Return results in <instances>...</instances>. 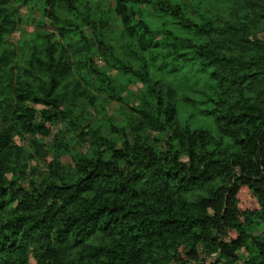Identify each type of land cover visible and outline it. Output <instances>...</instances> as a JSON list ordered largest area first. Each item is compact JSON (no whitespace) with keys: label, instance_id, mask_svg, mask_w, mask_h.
<instances>
[{"label":"trees","instance_id":"16d2710c","mask_svg":"<svg viewBox=\"0 0 264 264\" xmlns=\"http://www.w3.org/2000/svg\"><path fill=\"white\" fill-rule=\"evenodd\" d=\"M218 263L264 264V0H0V264Z\"/></svg>","mask_w":264,"mask_h":264},{"label":"rangeland","instance_id":"374dc122","mask_svg":"<svg viewBox=\"0 0 264 264\" xmlns=\"http://www.w3.org/2000/svg\"><path fill=\"white\" fill-rule=\"evenodd\" d=\"M38 7L39 6L37 4L31 8V10H32L31 15L33 17V21H32L33 23H35L39 19V8ZM152 10H153V8L150 7L147 9V12H152ZM26 12H27L26 8H24L23 6H19L15 9L14 13H15V16L17 18H21L23 15L26 14ZM10 40L13 43L17 42V40H18L17 32H14L12 34V36L10 37ZM95 64L98 67L102 66V62L100 61L99 58L95 59ZM108 74H109V77L111 79L112 85H113L115 91L118 93V95L121 98H123L127 103H132L135 106L137 104L136 96L139 93L140 84L134 83L131 79H129V77H124L116 71H109ZM31 107H33L36 110V113H38L39 109L41 108V106H38V105H32ZM106 116L108 118L112 119L113 123H115V124L120 123L121 112L119 110V105L116 102H110L107 105ZM89 117H90L91 121H93L94 118H96L98 120L100 119L99 117H96L93 114L91 109L89 110ZM35 124L45 127L49 133L45 136H41L39 134H34L32 136L26 135L22 138L13 137V142L17 146H21V147L26 148V147H28V142L30 139L34 138V139L40 140L43 143V146L46 147V149L48 150V152H49L48 157H49V159H51L53 153L59 150L58 144H57V139H56V137L58 138L57 130L51 129L49 125L43 123V121L40 120L38 114L36 115ZM78 134H79L78 130H73L71 132L69 139H68V143H67L68 150L72 154L83 153L87 148V142H86L87 136L84 135L83 138L80 140L77 137ZM67 159H68V156H64L62 158V161L67 160ZM42 165L43 164L39 161L31 160V161H27L25 163V168L29 171L32 170L33 174L38 173V172L43 173V166ZM238 264H241V263H238Z\"/></svg>","mask_w":264,"mask_h":264},{"label":"crops","instance_id":"0c3cea01","mask_svg":"<svg viewBox=\"0 0 264 264\" xmlns=\"http://www.w3.org/2000/svg\"><path fill=\"white\" fill-rule=\"evenodd\" d=\"M210 261V260H209Z\"/></svg>","mask_w":264,"mask_h":264}]
</instances>
